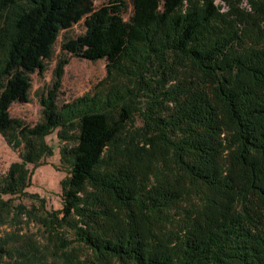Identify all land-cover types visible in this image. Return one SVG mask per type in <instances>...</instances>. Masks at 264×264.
<instances>
[{"label":"trees","instance_id":"obj_1","mask_svg":"<svg viewBox=\"0 0 264 264\" xmlns=\"http://www.w3.org/2000/svg\"><path fill=\"white\" fill-rule=\"evenodd\" d=\"M94 1L0 0V134L18 157L0 264H264V0ZM81 19L61 50L105 77L58 105L64 57L40 119L12 117ZM52 133L59 209L27 191Z\"/></svg>","mask_w":264,"mask_h":264},{"label":"rangeland","instance_id":"obj_2","mask_svg":"<svg viewBox=\"0 0 264 264\" xmlns=\"http://www.w3.org/2000/svg\"><path fill=\"white\" fill-rule=\"evenodd\" d=\"M130 4V0H124ZM105 0H95L94 6L98 8ZM219 4V0H216ZM85 30L83 19L73 23L66 30H61L57 37L56 44L52 48V55L46 61V68L42 74H31V87L28 94V102L13 103L10 107V114L24 120L28 124H34L40 119L41 95L49 89L55 79V69L62 58H68V62L63 66L60 78V85L57 91L56 103L61 105L70 102L84 94L91 93L95 85L105 77V60L95 61L76 58L61 50L62 43L68 39L75 38ZM47 142L53 147V155L45 159V164L33 169L31 185L27 188L28 192L37 193L45 198L47 208L59 209L60 181L66 175V170L60 165L58 155V142L55 133L46 138ZM18 159L17 153L13 151L5 142L0 134V175L6 171L8 166ZM25 204H29L27 199H16ZM31 232H38V225L30 223L28 226ZM9 229L8 225H1L0 231Z\"/></svg>","mask_w":264,"mask_h":264}]
</instances>
